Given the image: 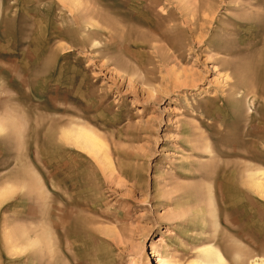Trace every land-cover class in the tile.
<instances>
[{
    "label": "rangeland",
    "instance_id": "rangeland-1",
    "mask_svg": "<svg viewBox=\"0 0 264 264\" xmlns=\"http://www.w3.org/2000/svg\"><path fill=\"white\" fill-rule=\"evenodd\" d=\"M255 168L264 0H0V264H249Z\"/></svg>",
    "mask_w": 264,
    "mask_h": 264
},
{
    "label": "bare ground",
    "instance_id": "bare-ground-1",
    "mask_svg": "<svg viewBox=\"0 0 264 264\" xmlns=\"http://www.w3.org/2000/svg\"><path fill=\"white\" fill-rule=\"evenodd\" d=\"M68 140H71L75 146L81 148L82 150H84V151H86L92 155H95L98 151V148H99L98 141H97V138H96L94 132L92 130H89V129L82 127V126H78V127H75L74 129H72L70 134H68ZM248 171L249 172H248V176H247V185L250 186L253 191H257V193H259L261 196H264V169L255 168V169H250ZM209 195H211V198L208 197V200L210 201V199H211V201L210 202L207 201V203L209 202V204L211 205V203H214L213 201L215 199V196L213 199L212 190H211V193L209 190ZM208 207H210V206L208 205ZM208 211L213 212L215 210H213V206H212L211 208H209ZM214 215H216V214H214ZM211 216L213 218V214ZM216 216L218 217V215H216ZM216 216H214V217L217 220ZM216 224H217V222H216ZM215 227H217V226H215ZM239 251H241V250H239ZM160 260L163 261L162 262L163 264H169L162 257H160ZM248 260H249L248 261L249 264H263L264 263V258H262L258 255L257 256L256 255L251 256V257H249ZM194 263L195 264H230L229 260L227 259L226 255L224 254V252L218 246H216L212 243H208V244L201 245L200 247H198L196 259H195Z\"/></svg>",
    "mask_w": 264,
    "mask_h": 264
}]
</instances>
